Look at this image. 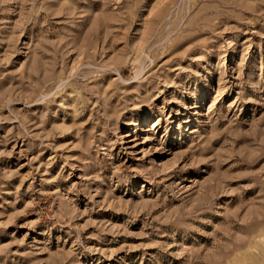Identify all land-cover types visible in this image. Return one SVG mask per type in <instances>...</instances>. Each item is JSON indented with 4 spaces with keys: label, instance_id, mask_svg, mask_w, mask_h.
I'll list each match as a JSON object with an SVG mask.
<instances>
[{
    "label": "rangeland",
    "instance_id": "374dc122",
    "mask_svg": "<svg viewBox=\"0 0 264 264\" xmlns=\"http://www.w3.org/2000/svg\"><path fill=\"white\" fill-rule=\"evenodd\" d=\"M0 264H264V0H0Z\"/></svg>",
    "mask_w": 264,
    "mask_h": 264
}]
</instances>
